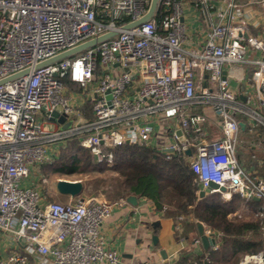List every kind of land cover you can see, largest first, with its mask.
<instances>
[{"label":"built area","instance_id":"2783aa9c","mask_svg":"<svg viewBox=\"0 0 264 264\" xmlns=\"http://www.w3.org/2000/svg\"><path fill=\"white\" fill-rule=\"evenodd\" d=\"M187 1L159 0L160 22L156 10L125 28L151 0H0V80L29 70L0 83V254H7L0 264H27L30 254L43 264L50 257L121 262L100 227L129 204L126 197L81 194L62 203L46 194L41 166L73 138L98 162H112L111 150L125 143L152 146L167 159L186 155L200 191L214 182L210 192L226 198H257L264 216V174L239 152L241 122L251 134L264 131V36L249 32L237 0H200L211 26L190 41ZM110 31L117 34L37 67ZM234 79L244 80L242 92ZM60 121L73 124L60 128ZM202 223L218 249L221 233ZM12 240L21 248L12 249ZM241 264H264V252L245 254Z\"/></svg>","mask_w":264,"mask_h":264},{"label":"trees","instance_id":"16d2710c","mask_svg":"<svg viewBox=\"0 0 264 264\" xmlns=\"http://www.w3.org/2000/svg\"><path fill=\"white\" fill-rule=\"evenodd\" d=\"M164 10L163 6L157 10L159 22ZM247 131V128L243 130ZM111 151L112 162H98L89 148L73 138L62 147L56 161L42 164V172L45 176L49 170L66 176L92 170L109 172V178L101 180L113 179L115 185L114 191L105 196L117 199L136 194L148 199L165 216H181L184 220L209 224L221 233V244L216 250L207 249L200 264H238L241 254L255 253L263 248L264 216L257 214L262 201L245 200L237 194L222 198L220 192L201 195L186 155L167 159L152 146L129 143ZM82 182L86 186L87 181ZM48 198L55 201L49 195ZM240 206L252 210L250 218L234 220L230 217Z\"/></svg>","mask_w":264,"mask_h":264},{"label":"crops","instance_id":"0c3cea01","mask_svg":"<svg viewBox=\"0 0 264 264\" xmlns=\"http://www.w3.org/2000/svg\"><path fill=\"white\" fill-rule=\"evenodd\" d=\"M198 1L200 2L188 0L185 3V19L190 41L202 40L211 26V9ZM237 2L240 4L244 20L249 25V32L264 36V9L255 5L253 0ZM233 85L241 92L245 89L244 80L239 82L234 79ZM198 222L184 220L181 216H165L163 211L157 210L148 199L139 198L137 206L128 204L117 208L102 224L100 230L107 246L120 253L119 264H200L207 248L201 240ZM155 234L158 236L156 242L153 240ZM10 244L12 249L21 248L13 240ZM0 250L6 252L5 242L2 240ZM27 264H43L41 256L30 254ZM47 264H55L53 258L50 257ZM95 264L109 263L100 261Z\"/></svg>","mask_w":264,"mask_h":264},{"label":"rangeland","instance_id":"374dc122","mask_svg":"<svg viewBox=\"0 0 264 264\" xmlns=\"http://www.w3.org/2000/svg\"><path fill=\"white\" fill-rule=\"evenodd\" d=\"M255 2V5L259 6L260 8L264 9V0H253ZM73 122H59L60 128H63L65 125L72 126ZM46 127L48 129H54L55 124L54 123H46ZM262 136L258 137L254 134H251L250 132H241V147H240V155L242 156V159L247 164H258L259 171L264 174V131L261 130ZM68 142V141H67ZM66 145V144H65ZM61 149H59V153H57L58 158L61 153ZM54 158L51 162L56 161ZM109 173V172H108ZM108 173H99L97 171H89L83 174H75V175H63L59 173H55L51 170H49L46 173V181L43 182V185L45 187V190L47 191L49 197H52L53 200L62 202V203H68L71 201L70 196L68 195H62L59 193V191L56 188V181L59 178L68 179V180H86V186L84 185V190L82 192L85 196H97L105 199H113L111 197L105 196L107 193H112L114 191V181L113 179H109L106 181H102L101 178H109ZM222 195V198H226ZM241 207V206H240ZM238 208L235 212H233L230 217L234 220L238 219H246L250 218L252 215V210H248L242 206L241 208ZM264 252V239H263V248L259 250L258 252ZM255 252V253H258ZM245 254H252V253H243L239 256L238 264L242 263V258Z\"/></svg>","mask_w":264,"mask_h":264},{"label":"water","instance_id":"95a60500","mask_svg":"<svg viewBox=\"0 0 264 264\" xmlns=\"http://www.w3.org/2000/svg\"><path fill=\"white\" fill-rule=\"evenodd\" d=\"M158 3H159V0H151L150 2V5H149V8L147 10V12L139 19L137 20H134L133 22L131 23H128L126 24L124 27L125 28H131V27H134V26H137L139 24H142L148 20H150L151 18H153L156 10H157V7H158ZM117 34V31H110V32H107V33H104L102 35H99L95 38H92L90 40H87L81 44H78L68 50H65L43 62H40L37 67H40V66H44V65H47V64H50V63H53V62H56V61H59L63 58H66V57H70V56H73L83 50H85L86 48L88 47H91L97 43H100L108 38H111L113 36H115ZM29 70L26 69V70H23V71H20L16 74H13L5 79H2L0 80V83L2 82H5L7 80H11L13 78H16L20 75H23L25 73H27ZM241 99L245 100V97L244 96H241ZM53 116H58L59 115V112L57 110L53 111L52 113ZM241 127L242 129H245V123L244 122H241ZM178 133L180 134L181 131H178ZM184 138L181 137V140H183ZM187 153L188 154H191V150L188 149L187 150ZM218 185L214 182H210V185L208 188L204 189V190H201L200 191V194L201 195H204L208 192L211 191L212 188H217ZM56 188L57 190L61 193V194H65V195H69L71 197H76V196H80L84 190V184L81 180H68V179H63V178H59L57 181H56ZM221 190L224 191L225 188L224 187H221ZM126 200L128 201L129 204L133 205V206H137L138 203H139V197L136 195V194H129L126 196ZM257 200V198H256ZM198 228H199V234L201 236V240L204 244V246L209 249L211 247L212 244L215 243V239L212 238V237H209L207 236L205 233H204V228H203V223L201 221L198 222ZM158 239V236L155 234L153 236V240L154 242H156ZM163 255L164 252H163Z\"/></svg>","mask_w":264,"mask_h":264}]
</instances>
